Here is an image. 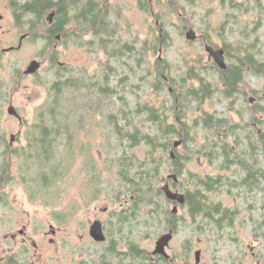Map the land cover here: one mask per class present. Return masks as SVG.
Returning <instances> with one entry per match:
<instances>
[{
    "label": "rangeland",
    "instance_id": "obj_1",
    "mask_svg": "<svg viewBox=\"0 0 264 264\" xmlns=\"http://www.w3.org/2000/svg\"><path fill=\"white\" fill-rule=\"evenodd\" d=\"M16 1L26 0H0V14L3 15L0 21V180L3 181L4 174L8 194L0 207L1 239L5 234H18L24 229L30 241L49 244L51 225L61 229L60 236L67 237L72 213H75L72 226L78 227L84 217L97 215L107 219L111 211L132 212L129 208L134 205L138 223H129V236L134 237L145 252L152 253L159 237L173 229L165 228V217L161 225L153 220L150 225L142 224L147 218L140 219L134 202L136 193L127 190L129 185H125L127 182L120 176L119 166L121 157L127 159L128 156L136 163L137 172L138 165L147 162L151 148L141 141L130 146L123 138L125 135L117 133L114 123L127 126L130 131L134 125L128 126L126 117L136 122L141 117L148 119L147 110L152 107L166 121L176 123L178 130L185 127V136L187 128H191L187 141L184 135L175 134L171 146L160 151L166 160L160 169L163 179L158 186L161 190L168 175L176 173L171 171L167 157L171 156L174 142L183 139L176 151L184 162L182 172L177 173V185L181 184L184 190L178 186L172 189L182 193L188 188L203 189L201 183H196L198 177L221 175L223 189L206 193L214 202L221 201L223 207L235 210L231 223L217 229L213 221L205 222L201 215L191 217L190 207L178 204L176 219L172 221L177 230L167 248L171 258L177 264H264V181L260 178V187L252 189L241 181L238 166L221 169L223 159L215 158L220 150L217 143L220 135L205 129L202 123L205 112H211L227 120L229 126H236L228 138V142L238 144L230 145L233 156L248 148L250 134L259 147L258 127L264 132V121L260 122L261 113L255 107H264V74L255 75L249 69L244 71L242 89L258 96L255 105L248 104L249 94L244 91L232 103L231 99L235 98L223 97V90L215 89L222 84L219 73L211 69L205 74L214 88L213 93L204 100L191 98L183 107H173L184 91L200 86L197 80H183L189 65L197 64L196 59L201 57L202 63L195 68H212L210 63H205L209 54L201 36L207 37L212 46L226 44L233 62L246 52L264 62V0L261 4L256 0H176L178 5H170V0H156L154 15L143 10L135 0H112L110 10L115 26L114 32L106 37L128 47L118 58L112 57L107 45H98L101 36L96 37L87 30L77 31V34L70 31L55 47L56 41L50 42L45 37L47 19L39 35L25 39L21 48L2 55L1 48L18 46L24 30L30 28L27 18L21 26L17 24L13 8ZM80 1L81 5L86 2ZM172 2L175 4V0ZM189 28L196 32L197 39L187 38ZM161 30L166 39L163 45L159 41ZM54 55L55 61L52 60ZM33 60L44 61L42 67L35 75H25L24 71ZM157 65L165 66L162 89L157 84ZM70 79L81 85L64 86L58 106L65 107L56 117L60 123V118H64V123L54 126L55 119L51 118L54 116L49 110L50 99L55 95L52 88ZM101 86H110L112 94L103 95ZM11 104L25 119L23 125L18 117L9 114ZM141 107L146 111L140 113L138 108ZM51 126L60 127V130H49L48 136L45 135L44 129ZM140 127L143 132L150 130L149 124L144 122H140ZM150 132L155 134L156 128ZM12 134L17 136L13 145L10 143ZM233 135L236 136L231 137ZM44 136L52 144L47 152L49 146L44 148L40 143ZM9 145L13 149L5 152ZM25 146V154H18L19 148ZM4 152L8 161L5 171L2 170L7 162ZM207 153L211 158L213 155L214 162ZM260 153L261 147L257 158L264 166V156ZM240 174L243 177L246 172ZM163 197L164 205L172 212L177 203L168 202L165 194ZM149 209L154 206L142 207L143 212ZM17 242H22L20 234L17 241L9 239L6 242L11 243L12 254L19 250ZM198 250H201L199 263L196 261Z\"/></svg>",
    "mask_w": 264,
    "mask_h": 264
},
{
    "label": "trees",
    "instance_id": "obj_2",
    "mask_svg": "<svg viewBox=\"0 0 264 264\" xmlns=\"http://www.w3.org/2000/svg\"><path fill=\"white\" fill-rule=\"evenodd\" d=\"M58 7L57 9V25L60 28L59 31H62L69 27L71 24L73 26H77L81 30H87L89 27H92L96 34H100L101 37L99 39L98 45L102 46L107 45L109 47V52L113 53L112 57L118 58V56H122L126 53L128 47L126 44H118L113 39H109L106 36H110V33L112 34L114 32V21L112 20V13L110 8L108 9V12L106 14V23H99V12L96 8V5L93 6V4H83L81 5L80 0H27L26 2H13V8L14 13L16 16V22L17 24L22 25V23L27 19L29 20L30 28L28 30H24V33L28 34L27 39L29 38H35L38 34V31L40 30L41 26L45 25L46 21V14L51 11L54 7ZM76 11L75 21H71L73 19V11ZM29 17V18H28ZM56 26V25H55ZM48 28V27H47ZM69 29V28H68ZM70 33L66 32L64 37L69 36ZM106 37V38H105ZM50 38H53V34L50 36ZM159 41L161 44H165V35L162 37L159 35ZM115 42V44H114ZM121 43L120 41H118ZM112 50H111V49ZM197 64H190L189 65V71H187V78L184 77L183 80H197V82L200 84L199 87L191 86L187 89V91L183 92V94L178 97V101L175 105H173L174 108L183 107L185 103L191 98L193 100H204L205 98H208L213 90H212V84L208 80L207 72L213 68L209 67H196L195 65L201 64V57L199 59H196L195 61ZM199 62V63H198ZM159 64V63H158ZM248 67V68H247ZM111 68V66H110ZM249 69L254 74H264V62L260 61L259 59L254 56L253 53L250 52V54L247 57L242 58V65L235 66L233 73L228 74V77L224 80L227 84H235L236 81H238V78L235 76L241 75V71L243 72L245 69ZM165 66L157 65V76H158V85H160V88L162 89L163 81L166 75L163 77L162 72L164 71ZM203 69V70H202ZM230 72V71H229ZM228 72V73H229ZM206 73V74H205ZM172 84L175 83V80L170 81ZM108 85V82L106 83ZM81 85L79 81H76L75 79H70L65 82H59L54 84L53 90L55 91V95H52L51 101L52 105L50 107L51 114L54 117H51L55 119L54 126L59 125L60 121L56 119V117L59 116V113L62 112V109L65 107L63 104L62 106H58L61 103V92L63 91L64 86L67 87H73ZM104 85V84H103ZM230 88H225L223 91L227 96H231L232 91L229 90ZM100 92L104 94H108L112 92V88L109 86L100 87ZM112 94V93H111ZM185 102V103H184ZM61 105V104H60ZM188 105V104H187ZM144 107L138 108V111L141 113ZM147 113L150 114L148 119H143L141 117L139 122L132 121L129 117H126V120H128V126L134 125L132 127V130H128L127 126H120V124H117V133L124 134L125 140H127L130 144V146H133L134 144H137L139 141L146 142V144L151 148L149 150V154L147 157V162H145V165L142 164L141 166L138 165V171L136 172V163L129 159V157L126 156L121 157V160H119V166L121 167L120 170V176H122V179L126 181L127 183L125 185H129L127 187V190L131 191L132 194H135L134 202L138 208V212L140 213V219L141 218H147L145 222H141L142 224H151V220L157 221L158 224H162L164 221V218L166 219V225L165 228H171L173 231L177 230V225L173 224V220L176 219V216L174 213L170 212L169 209L164 205V192L161 190V188L158 186L159 181H161L163 178L161 176L160 169L164 166V163L166 160L165 157H163L162 154H160V151H163L165 149H168L169 146H171L172 142L171 139L175 134L179 133L177 129L176 123H169L166 121L165 117L161 116L155 108L149 107L147 110ZM127 114V113H126ZM113 116V115H112ZM52 119V120H53ZM62 119L60 118L62 126L64 122H62ZM140 122H144V124H149L150 130L155 127L156 132L155 134L153 132H150V130L143 132L142 128L140 127ZM152 124H151V123ZM119 123V120H118ZM139 123V126H138ZM202 123L206 127L205 129L213 131L214 134L218 133L220 135V143L219 147L220 150L218 151V155L215 158H219L220 156H223V162L221 163V169L227 170L231 168V163L233 162V159H236L239 168L237 169L238 176L240 177L241 181L245 183L246 186L250 188H259L260 186V178L263 176L264 178V170L261 169L260 162L258 161V156L256 150V139L253 138V135L250 134L248 136L247 144L249 145L246 150L244 149L241 153L238 155L233 156V151L230 148V145L228 144V138L230 136L229 132L235 131V127L233 125L229 126L227 123V120L223 118H218L216 115H214L211 112H205L203 116ZM226 125V127H225ZM127 128V129H126ZM215 128V129H214ZM60 130V127L55 128L53 126L49 128L44 129V134L48 136L46 133L47 131H53V130ZM190 126L187 128V134L185 136V140H188V137H190ZM216 130V131H215ZM56 134V131H54ZM47 139L46 136L41 140L40 143L44 144L43 142ZM56 139V136H55ZM38 140V138H37ZM257 142L263 143L264 146V134L261 136H258ZM45 145V144H44ZM188 145V144H187ZM241 145V144H239ZM45 146L49 151V148L51 147L50 144H47ZM258 147V146H257ZM45 148V147H44ZM164 148V149H163ZM160 154V155H159ZM176 159L174 160L171 156L167 157V162H171V171L176 173H181L183 169V162L182 157L180 154L175 150ZM5 158H6V154ZM208 157L210 155L206 154ZM210 160L214 162V158L212 155V158L210 157ZM7 161V160H6ZM147 163V164H146ZM148 165L146 168L145 166ZM135 170V171H134ZM245 171L246 174L242 177L241 172ZM121 179V180H122ZM238 179V178H237ZM223 179L221 178V175L219 177H207L202 178L198 177L196 179V183H201V187L203 189H191L188 188L185 190V195L187 198V206L190 207V215L191 217H196L198 215H201L203 221H213L216 225V228L219 229L224 226H228V223H231L233 218L235 217V210L230 207H223L222 202H214L211 200L207 193L208 191L214 190H221L223 189ZM175 186L180 187L181 190H184L183 187L177 184H174ZM244 185V186H245ZM245 186V187H246ZM117 187H120V184H117ZM163 200H162V199ZM170 202V200H167ZM144 205L148 206H154V209H149V211H142V207ZM135 206L129 208L130 211H135ZM168 215V217H167ZM190 248V246H187ZM139 257L141 261H146L148 258L147 252H145L141 247L139 250ZM161 258L165 259V257L160 256ZM173 259V258H172ZM171 264H177V263H171Z\"/></svg>",
    "mask_w": 264,
    "mask_h": 264
},
{
    "label": "flooded vegetation",
    "instance_id": "obj_3",
    "mask_svg": "<svg viewBox=\"0 0 264 264\" xmlns=\"http://www.w3.org/2000/svg\"><path fill=\"white\" fill-rule=\"evenodd\" d=\"M26 1H24V2H26ZM54 1H57V0H54ZM111 1L112 0H86V2L84 4H91L92 3L93 6L96 5V8L99 12V23H101V22L106 23V14L108 12V9L112 5V4H110ZM135 1H136V4L138 6H141V8L143 10L148 11V12L150 11L151 14L154 15L152 13V11L156 10L157 5H158L156 3V0H135ZM257 1L259 2L257 4H261V1H263V0H256L255 2H257ZM169 4L170 5H178V2H176V0H175V4H173L172 0H170ZM57 9H58V7L56 6L46 14V19H47L46 21L49 24H48L47 34L45 37H47V39L50 42L56 41L55 47H57V44L60 43V41L64 38V35L66 32L70 33V31H72V32L74 31L75 34H77V31L80 33L82 32L81 29H79L76 25L73 26V24H71L69 27H67L64 30L59 31L60 26L58 27V25H57V22H58L57 21ZM51 12H54L55 14L53 17V21L50 22L48 19V16ZM76 13L77 12L74 10L73 11V17L74 18L71 19V21L76 22V20H75ZM2 19H3V15L0 14V21ZM0 27H1V24H0ZM190 29H192V28H189V30ZM89 31L93 32L94 36H96V37L101 36L100 34H96L95 30L92 27H89V29H87V32H89ZM52 34H53V38L51 39L50 36ZM22 35H26L25 38L23 39L22 43H21V40H19L18 46H10L7 48L6 47L1 48L2 55L6 52L15 50L16 48H21L24 40L27 39V37H28L27 33H23ZM160 35L161 36L164 35L162 30H161ZM201 37H202L203 43L205 45L209 44V40L207 37H204V36H201ZM20 39H21V37H20ZM195 39H197V36ZM209 45H211V44H209ZM212 47L215 50H218V49L224 50V54H223L224 55V61L227 65L226 68H222L219 65V63H217V61H215L214 57L211 56L209 54V52L206 50L209 55H208L207 60H205V63L206 64L210 63L208 65H211L212 68L219 73V76H220V79L222 82V84L218 85L219 87H215V89L220 92V90L224 91L225 88H227V87L230 88L229 90L232 91L231 96H227L223 92L224 93L223 97L226 96V98H229V99H231L232 97L235 98V100L231 99V103L237 101V97H240V93H242L241 91H244V92H246V94H249V98H248L249 103L248 104L249 105H255V102L258 100V96L256 94H254L255 96H253V94L251 92H249V91L247 92V90L242 89V87L244 86V71L248 67L243 72L241 71V75L235 76L236 78H238V81H236L235 84L229 85L226 83V81H224L228 77V74L233 73L235 66L237 67L239 65H242V58L247 57L250 54V52L249 53L246 52L244 54L241 53L239 56H237L236 61L233 62L232 59L230 58L229 48L226 44L221 43L218 46H212ZM162 59L163 58L161 57L160 60H162ZM52 60L53 61L56 60V55L53 56ZM39 62L41 63V67H42V63L44 61H39ZM59 63L63 68L66 67L63 62H59ZM201 63H202V61H201ZM208 65H205V66H208ZM38 71L36 73H31V74H25V71H24V74L28 75V76H32V75L37 74ZM255 75H263V73L255 74ZM171 90H172V88H171ZM212 90L214 91L213 86H212ZM238 100H239V98H238ZM246 102H248L247 99H246ZM231 107H232V111H234V109H235L234 106L231 105ZM255 108H258L259 112L261 113L260 119H259L260 122L264 121V118H263L264 107L263 106H257ZM255 108H253V110ZM14 116H16V115H14ZM16 117L19 118V116H16ZM19 120L21 121V125H23L25 123V119L23 118V116H22V119L19 118ZM258 128L259 129H258V133H257V138H258V136H261L262 134H264V132H262V128L261 127H258ZM185 130H186L185 127L180 128L178 130L179 133H177V134L180 137H183L184 133H186ZM57 135H58V133H57ZM68 135L70 138L71 134L68 133ZM235 136L236 135H233L231 137H235ZM16 138H17V136L15 134H12V138H11V142H10L11 145L14 144V142L16 141ZM43 138L44 137H41V140ZM54 139H55V137H54ZM180 140H182V143H181V145H182L183 139H180ZM43 143H46V145H47V144H50V141H49V139H45V141ZM217 143H220V140H218ZM228 144L231 145L232 147H235V145L238 146V144H233L230 142H228ZM11 145H9L8 149H6L5 152H8L11 149H13V147ZM41 145H42V147H45L44 144H41ZM260 147L262 149V153H260V154L262 156H264L263 155L264 154L263 143H260L259 147L256 146L255 151L257 152ZM176 149H177V147H174L172 150H174V152H175ZM25 151H26V146L20 147L19 150L17 151V153L22 154ZM5 152L3 154H5ZM221 158L224 159L223 156L219 157V159H221ZM173 159L174 160L176 159V154H175V157ZM4 160H7V158H4ZM236 161H237L236 159H233L234 163L231 164V168H232V165L238 166V163ZM7 163H8V161L5 162V164L3 165L4 168L2 170H4V171L6 170L5 165ZM182 163H183V167H184V162H181V164ZM238 168H239V166H238ZM261 169L264 170V166L261 165ZM172 174H177V173H172ZM172 174L168 175V179L166 180V183H169L171 188H174V186H175L174 184H177L178 180H175V178H173V176H171ZM1 179H3V181L0 180V207H1L2 203H4L8 197V194L5 192V186L7 185V180H5L4 174H3V178L1 177ZM261 180L264 181L263 176H261ZM2 184H3V186H2ZM176 190H178V189H175V191ZM172 202H174V201H172ZM186 204H187V198H186V202L183 205H186ZM104 211L107 212V208ZM110 213H111V217H109L107 219L106 218L104 219L102 217H98L97 215H95L94 218H92L91 216H87L86 218L84 217L83 220L78 223L79 224L78 227L72 226L74 224V218H75V213H72V215L70 216V223L72 225L70 227V230L67 233V237L60 236L61 229L57 228L54 225H51V228H50V235L51 236L49 239L50 240L49 244L38 243L36 241H30L31 239L28 238L27 236H25L26 231L24 229H21L18 232V234H20L22 236V242L16 243V246L19 247V250L15 254H12L11 243L9 244L6 242L9 239H13V240L17 241L18 234L13 233L10 236L8 234H5L3 239H1V236H0V241L3 240L2 242H0V264H171V263H176V261L174 259H172L171 257L163 259L160 257L162 255L155 254V253H153L154 251L152 253H150L148 251L147 252L148 258L146 259V261H141L140 257H139L140 244H139V242L134 240V237L129 236V233H128L129 228L127 227V226H129V223H131V224H137L138 223V221H136L137 212H134V211H132V212H129V211H113L112 212L111 211ZM97 220H99L102 223V229H103L104 236H105V239L103 241L97 240L92 235V232H91L93 223ZM197 263H199V262H197Z\"/></svg>",
    "mask_w": 264,
    "mask_h": 264
},
{
    "label": "water",
    "instance_id": "obj_4",
    "mask_svg": "<svg viewBox=\"0 0 264 264\" xmlns=\"http://www.w3.org/2000/svg\"><path fill=\"white\" fill-rule=\"evenodd\" d=\"M54 12H51L48 16L49 21H53V17H54ZM26 35H22L21 36V43L23 41V39L25 38ZM197 36L196 32L193 29H190L187 32V38L188 39H195ZM21 45V44H20ZM206 50L209 52V54L211 56L214 57L215 61H217V63H219V65L222 68H226L227 65L224 61V50L223 49H218L215 50L211 45L207 44L206 45ZM41 67V63L38 60H33L30 65L27 67V69L25 70V74H31V73H36L39 68ZM9 113L12 115H16L19 116L20 119H22V116L20 115V113L18 112L17 108L11 104L9 106L8 109ZM182 143V140H177L174 142V147H178L180 144ZM171 156L172 158L175 157V152L174 150L171 151ZM171 176H173V178H175V180H178V176L177 174H172ZM162 190L165 194V196L171 200L176 202L177 204L174 205L173 209H172V213L176 214L178 211V204H184L186 202V196L184 193H181L178 190H173L170 186L169 183H166L163 187ZM92 235L99 241H103L105 239L104 236V232L102 229V223L97 220L93 223L92 226ZM174 237V231L170 230L167 233H164L163 235H161L159 237V239L156 242V247L154 249L155 254H160L162 256H164L165 258H170V254L167 252V248L170 246V242ZM201 260V250H198L196 252V261L200 262Z\"/></svg>",
    "mask_w": 264,
    "mask_h": 264
}]
</instances>
